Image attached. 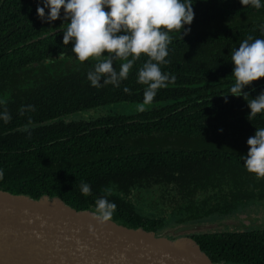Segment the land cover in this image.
I'll list each match as a JSON object with an SVG mask.
<instances>
[{
	"label": "trees",
	"instance_id": "1",
	"mask_svg": "<svg viewBox=\"0 0 264 264\" xmlns=\"http://www.w3.org/2000/svg\"><path fill=\"white\" fill-rule=\"evenodd\" d=\"M192 2L194 20L185 26L190 32L181 33L183 40L173 36L170 63L162 66L175 82L141 112L146 86L137 83V71L143 59L119 88L92 87V62L82 64L72 43L63 44L70 23L63 10L61 19L48 23L36 11L43 0H0V112L7 107L12 117L7 124L0 120V191L57 198L91 212L95 200L106 196L117 205L113 221L153 233L223 220L264 201V179L250 174L241 159L248 138L264 128V113L248 119L247 102L230 95L231 52L249 35L264 39V7H244L240 0ZM114 66L118 71L120 62ZM244 92L256 98L264 78ZM27 105L35 111L22 116L19 109ZM92 110L87 119L70 117ZM29 117L35 125L30 137L19 131ZM81 182L91 186V196L81 194ZM154 188L156 214H144L130 197L139 200L138 192ZM188 237L211 262L264 264V227Z\"/></svg>",
	"mask_w": 264,
	"mask_h": 264
},
{
	"label": "clouds",
	"instance_id": "2",
	"mask_svg": "<svg viewBox=\"0 0 264 264\" xmlns=\"http://www.w3.org/2000/svg\"><path fill=\"white\" fill-rule=\"evenodd\" d=\"M240 3L257 10L264 7L261 0H240ZM43 5L36 9L42 21L51 23L61 19L62 10L63 20L70 21L63 30V44L72 43L71 51L82 64L92 62L93 67L87 72L92 87L112 85L119 88L121 82L128 79L133 66L143 59L144 63L137 71V83L146 86L143 103L138 105V110L143 112L146 105L152 104L158 90L175 82L176 77L163 72L162 66L170 63L167 57L173 36L178 33L183 40V36L190 32V27L185 26H190L194 20L192 0H43ZM45 8L48 9L47 16ZM261 32L264 34V25H261ZM65 55L60 52L59 59ZM116 62H120L118 71L114 66ZM231 62L234 65V85L230 88V95L242 96L247 102L250 109L248 119L264 113V92L256 98H250L244 92L246 87L264 78V39L249 35L232 50ZM123 91L131 94L128 87ZM33 111L32 105L19 109L22 116ZM0 120L6 124L11 122L7 107L0 112ZM34 126L29 117L19 131L27 132L30 137ZM247 145L249 151L246 157H241L244 167L257 180L264 179V128H256ZM3 179L4 170L0 169V181ZM80 191L84 196L92 195L88 183L81 182ZM104 191L111 195L110 190ZM116 209L114 202L101 196L95 200L92 216L104 224L112 220Z\"/></svg>",
	"mask_w": 264,
	"mask_h": 264
},
{
	"label": "water",
	"instance_id": "3",
	"mask_svg": "<svg viewBox=\"0 0 264 264\" xmlns=\"http://www.w3.org/2000/svg\"><path fill=\"white\" fill-rule=\"evenodd\" d=\"M175 226L170 236L96 221L57 198L0 191V264H221L211 262ZM203 233V232H202Z\"/></svg>",
	"mask_w": 264,
	"mask_h": 264
},
{
	"label": "rangeland",
	"instance_id": "4",
	"mask_svg": "<svg viewBox=\"0 0 264 264\" xmlns=\"http://www.w3.org/2000/svg\"><path fill=\"white\" fill-rule=\"evenodd\" d=\"M95 112H96L95 110L87 111V112H79L71 115L70 117L83 116L84 118L87 119L90 118L92 115H94ZM156 193H158L156 188L149 189L148 191L141 192L140 194L138 192L139 201H142V203L139 204L141 205V208H145L143 202L154 199L157 196ZM247 207L249 208L246 210L245 213L236 214L235 216L225 218L223 220L208 221L205 223L196 224L198 225L197 232H215V231L227 232L234 230L235 231L242 230L244 228L264 227V201H261L257 204H253L251 206L249 205ZM174 229L175 226H171L165 228L159 233L161 235L170 236Z\"/></svg>",
	"mask_w": 264,
	"mask_h": 264
},
{
	"label": "flooded vegetation",
	"instance_id": "5",
	"mask_svg": "<svg viewBox=\"0 0 264 264\" xmlns=\"http://www.w3.org/2000/svg\"><path fill=\"white\" fill-rule=\"evenodd\" d=\"M137 194H133L130 197V200L132 201H138L137 203V208L144 214H156V207L155 204L159 201L158 196H156L154 199H151L150 201H145L143 202V204L145 205V208H141V205H139L140 203H142V201H139L136 198ZM135 199V200H133ZM159 205V204H158Z\"/></svg>",
	"mask_w": 264,
	"mask_h": 264
}]
</instances>
